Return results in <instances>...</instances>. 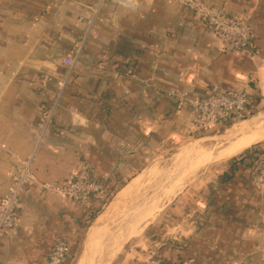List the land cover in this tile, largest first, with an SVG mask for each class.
Returning <instances> with one entry per match:
<instances>
[{"label": "crops", "instance_id": "obj_1", "mask_svg": "<svg viewBox=\"0 0 264 264\" xmlns=\"http://www.w3.org/2000/svg\"><path fill=\"white\" fill-rule=\"evenodd\" d=\"M137 1L128 9L97 0H0V196L33 151L36 179L20 194L16 229L0 239V264H40L57 238L70 243L64 264H86L91 250V261L97 256L105 228L148 187L149 154L171 135L190 136L189 109L168 93L242 90L254 98L255 113H264V0H202L251 28L252 48L236 53L221 51L213 29L177 1ZM79 44L69 68L63 59ZM52 105L41 135V112ZM251 146L257 158L222 168L178 236L145 225L146 203L104 243L102 264H146L151 252L171 264H264V189L252 182L264 139ZM82 162L106 189L137 185L112 208L115 192L86 227L96 200L87 208L39 187L66 181ZM99 216L97 240L85 246Z\"/></svg>", "mask_w": 264, "mask_h": 264}, {"label": "built area", "instance_id": "obj_2", "mask_svg": "<svg viewBox=\"0 0 264 264\" xmlns=\"http://www.w3.org/2000/svg\"><path fill=\"white\" fill-rule=\"evenodd\" d=\"M186 7L201 22L209 25L216 36L221 51L236 53L251 49L253 33L244 18L225 13L221 8L211 6L202 0H175ZM102 3H113L128 9H136L137 0H97ZM81 44L73 56L63 59V64L72 67L80 52ZM61 88L64 80L57 82ZM180 105L191 113L190 127L194 131L214 130L220 126L234 124L245 120L256 109L254 98L245 91L231 90L224 93L210 92L204 97L192 96L188 92H170ZM55 105L41 112L39 125L41 135L51 123ZM34 151L20 159L14 167L6 191L0 196V239L16 229L20 211V194L26 186L36 182L32 162ZM252 182L258 189H264V161L260 162L252 174ZM39 187L69 198L78 205L89 208L93 200L103 196L106 187L92 175L88 162H82L69 179L60 183H41ZM70 252V243L65 238H57L40 264H64ZM146 264H171L151 252Z\"/></svg>", "mask_w": 264, "mask_h": 264}, {"label": "rangeland", "instance_id": "obj_3", "mask_svg": "<svg viewBox=\"0 0 264 264\" xmlns=\"http://www.w3.org/2000/svg\"><path fill=\"white\" fill-rule=\"evenodd\" d=\"M247 118L245 120H247ZM244 123L245 121H238L234 124L220 126L213 131H211V129L209 131L192 130L190 136L171 135L167 137L157 151H153L151 154H149L147 168L145 170V173L143 174L146 178L145 181L147 182V185L150 186L164 173L171 170L180 161H182L187 153L189 142L194 140L195 137L212 132L216 134H221L224 132L226 133L232 125L238 128L240 124L242 126V124ZM225 144L226 141L222 140L204 141L197 145V147H195V149L191 151V157L189 158L187 163L182 166L180 172L177 173L175 177L170 180L169 183H167L159 193H157V195L151 197V199L149 200V206L147 207L146 211V217L148 218V220L145 225H147L148 227H151L152 225L158 227L161 235L164 234L165 237L178 236V233L182 229H185L189 220H192L193 218V216L190 215L191 209L195 208L194 206L196 202L198 206V203L203 200L204 196L207 193L206 186L210 182H213L217 175H220L219 173L222 168H224L226 165H229L233 159L244 152L241 151L240 153L230 157H217V153L225 146ZM196 150L198 153H200V155L196 152ZM197 154L199 155V157ZM194 164L196 165L195 168L193 167L195 166ZM192 168H194V170ZM188 170L190 171L189 174ZM137 195L138 193L132 197L127 205L122 207V210L120 212L122 214L120 215V217L124 214L128 205L134 200ZM108 205L109 203L104 205L99 213L101 214L105 209H107ZM129 221L130 219L127 222ZM116 227L117 225H111L110 229H115ZM155 240H158L157 236L155 237ZM156 241H154L153 243H155ZM93 251H91V253L89 254V260H83L82 263H93V260L96 257L95 255L91 261L90 257H92V255L94 254Z\"/></svg>", "mask_w": 264, "mask_h": 264}, {"label": "water", "instance_id": "obj_4", "mask_svg": "<svg viewBox=\"0 0 264 264\" xmlns=\"http://www.w3.org/2000/svg\"><path fill=\"white\" fill-rule=\"evenodd\" d=\"M260 118H264V113H262L261 115L254 113L247 118L245 123L239 129H237L234 132H230V133L224 132L221 134H216V133L212 132V133L197 136L194 138V140L189 142L187 153H186L185 157L182 159V161H180L174 168H172L171 170L164 173L161 177H159V179H157L150 186H148L142 192V194H140V196H141L140 202H138L137 204L131 205L128 208V210L126 211V213L119 220H117L115 223H113V225H117V227L115 229H110V226H107L105 228L103 235L100 238L98 253H97L96 259H95L93 264H102L104 258L106 257V253L104 251V243L110 238V236L114 232H116L120 227L123 226L125 220H127V218L129 216H132L135 218L136 215L143 208V206L149 202L151 197L157 195V193H159L165 187V185L167 183H169V181L172 180L177 173L180 172V169L182 168V166L185 165L187 163V161L189 160V158L191 157V153H192L191 151L194 150L195 147H197V145H199L201 142H204V141H211V140L229 141V140H232V139L238 137L239 135H241L242 133H244L245 130L253 122L257 121Z\"/></svg>", "mask_w": 264, "mask_h": 264}, {"label": "bare ground", "instance_id": "obj_5", "mask_svg": "<svg viewBox=\"0 0 264 264\" xmlns=\"http://www.w3.org/2000/svg\"><path fill=\"white\" fill-rule=\"evenodd\" d=\"M236 125V124H235ZM243 125V124H242ZM241 127V124L240 126L237 128L236 126L234 127H231L227 133H230V132H234L236 131L237 129H239ZM264 139V119H261V120H258V121H255L253 122L246 130L244 133H242L241 135H239L238 137L232 139V140H229V141H226V144L225 146L217 153V157H230V156H233V155H236L238 153H240L243 149L245 148H248L250 145L256 143V142H259L261 140ZM220 144V143H219ZM218 144V145H219ZM220 149V148H219ZM197 152V150H196ZM195 153V152H194ZM198 153V152H197ZM200 155V153H198ZM197 154V155H198ZM198 155V157H199ZM216 155V154H215ZM196 156V155H195ZM194 157V155H193ZM192 157V158H193ZM191 158V159H192ZM195 159V158H194ZM197 159V158H196ZM200 159V158H199ZM203 159V158H202ZM193 160V159H192ZM206 160V159H205ZM196 163V162H195ZM195 165V164H194ZM194 168L196 167L193 166ZM149 168V167H148ZM156 168V167H155ZM194 168H192L194 170ZM152 169V168H150ZM146 170V169H145ZM144 170V171H145ZM189 171V170H188ZM192 172V171H191ZM190 173V171L188 172V174ZM153 174V173H152ZM141 175V174H140ZM139 175V176H140ZM150 175V174H149ZM185 175V174H184ZM137 178V177H136ZM144 179V177L142 178V180ZM135 180V179H134ZM146 180V178H145ZM135 184V183H134ZM144 184V183H143ZM142 185V184H141ZM134 185L132 184H129L128 186L124 187L123 189H121V191H119L118 193L116 192V196L112 202V208H115L117 207L123 200H125L126 197H128L129 195H131V193L134 191V189L136 188V184H135V188H133ZM140 186V185H138ZM142 188V187H141ZM140 188V189H141ZM142 190V189H141ZM144 190V189H143ZM138 193L137 196H139L142 192ZM135 191H138V190H135ZM133 197V196H132ZM132 199V198H131ZM130 200V199H128ZM134 201V200H133ZM133 201L128 205V207L133 203ZM127 203V202H126ZM127 207V208H128ZM113 211V210H112ZM111 211V212H112ZM108 212V211H107ZM110 213V212H109ZM113 213V212H112ZM103 214V213H101ZM107 215V214H106ZM107 218V217H106ZM130 219V222H132L134 220V217L132 216H129L128 220ZM104 223V220H103V217L99 216L95 219L94 223L92 224V228L90 230V232L87 234L86 236V239H85V246H92L94 245V243L96 242L97 240V234H98V230L99 228L102 226V224ZM134 227V226H133ZM135 228V227H134ZM133 230V229H132ZM130 233H127L128 235L133 232H135L134 230L131 232L129 231ZM102 235V234H101ZM101 237V236H100ZM125 237H128V236H125ZM100 239V238H99ZM99 243V241H98ZM92 251V250H91ZM91 258V257H90Z\"/></svg>", "mask_w": 264, "mask_h": 264}, {"label": "trees", "instance_id": "obj_6", "mask_svg": "<svg viewBox=\"0 0 264 264\" xmlns=\"http://www.w3.org/2000/svg\"><path fill=\"white\" fill-rule=\"evenodd\" d=\"M258 154L260 153H258V150L256 149L255 146L249 147L241 155H239L238 157H236L230 162L231 169L232 170L236 169V167L241 163H244V164L251 163L252 160L254 161L257 158ZM118 188L119 187L107 188L105 194L96 199V201L98 202V205L93 211L89 213L88 217L85 219L84 227L88 226L97 216V214L100 212L102 207L109 203V201L112 199L114 193L116 192Z\"/></svg>", "mask_w": 264, "mask_h": 264}]
</instances>
